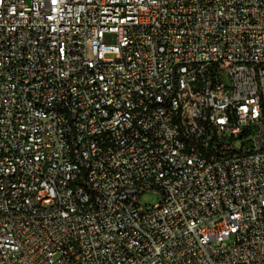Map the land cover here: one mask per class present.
I'll return each instance as SVG.
<instances>
[{"label":"built area","instance_id":"2783aa9c","mask_svg":"<svg viewBox=\"0 0 264 264\" xmlns=\"http://www.w3.org/2000/svg\"><path fill=\"white\" fill-rule=\"evenodd\" d=\"M0 264H264V0H0Z\"/></svg>","mask_w":264,"mask_h":264},{"label":"rangeland","instance_id":"374dc122","mask_svg":"<svg viewBox=\"0 0 264 264\" xmlns=\"http://www.w3.org/2000/svg\"><path fill=\"white\" fill-rule=\"evenodd\" d=\"M238 149H241V143L237 144ZM142 206H153L160 202V196L157 193H147L141 196Z\"/></svg>","mask_w":264,"mask_h":264}]
</instances>
